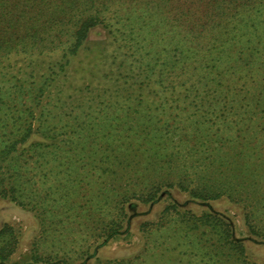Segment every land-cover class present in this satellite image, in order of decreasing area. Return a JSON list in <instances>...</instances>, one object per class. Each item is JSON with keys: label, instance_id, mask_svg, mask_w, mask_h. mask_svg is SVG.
Returning a JSON list of instances; mask_svg holds the SVG:
<instances>
[{"label": "trees", "instance_id": "16d2710c", "mask_svg": "<svg viewBox=\"0 0 264 264\" xmlns=\"http://www.w3.org/2000/svg\"><path fill=\"white\" fill-rule=\"evenodd\" d=\"M14 1L0 2L2 6L9 2L13 5ZM116 1L122 7L130 0L113 3ZM151 1H141L142 11H137L138 22L134 25L140 27V33L146 32L145 43L147 34L152 35L148 43L151 46H156L165 32L172 31L169 49L163 48L168 54L138 59L142 71L128 81H140L142 92L148 88L157 94L153 103L159 119L154 121L155 115L146 118L143 114L134 127V123L113 125L109 113L102 112L98 116L89 114L84 122H79L81 116L76 112L68 120L70 126L67 122L63 126H74L72 133H77L66 138L69 151L79 149L78 144L82 143L81 151L69 161L88 160L91 172L86 177L97 176L96 181L102 178L104 182L110 179L109 187L100 186L94 196H83L85 214L90 206L93 217L95 212L91 210H101V203L106 204L104 211L109 219L102 228L103 234L116 237L122 231L130 232L126 205L132 199L155 202L168 190H180L189 193L190 199L202 202L221 198L231 201L243 210L250 235L264 236V0H157L148 13ZM130 3L132 6L135 1ZM97 4L95 13L88 15L87 20L80 18L82 23L74 32L75 41L69 52H76L89 29L103 22L102 13L107 5L103 3V9H99ZM152 22L155 25L149 26ZM16 39H24V31H16L5 41L11 46ZM38 90L39 87L9 91L3 102L5 107H0V196L31 208L39 206L40 200L34 189L36 180L21 173L24 161L37 169L44 165L41 171L48 169L51 175L58 173L55 168L59 164L65 163L57 156L63 142L57 138L61 129L48 130L40 120L36 125L30 118L37 114L40 119L45 112V108L34 105ZM116 90L115 95H104L106 98L100 101L103 109L115 103L122 93L120 87ZM27 96L34 102L32 106L16 109L18 101ZM181 107L189 110L187 119H207L200 113L207 107L221 119L219 124L235 122L241 128L235 137L199 135L193 132L200 133L198 127L190 132L187 125L180 126L181 120L176 121L180 117L177 109ZM213 112L207 115L214 116ZM169 119L174 127L169 128ZM251 121L254 122L250 124ZM40 133L53 140L30 144V137ZM92 143L94 148L85 156L82 150ZM143 145L145 149H141ZM27 149L32 150L31 154H25ZM99 149L107 152L98 156ZM98 167L103 172H98ZM72 207L70 204L69 209ZM161 214L160 221L170 214L177 220L181 218L185 232L177 236L174 247L187 243L189 250L183 253L198 258L195 263L189 260V264H250L242 240L232 237L233 227L222 214L205 211L197 215L191 209L181 211L175 203L167 205ZM144 226L143 231L150 228V224ZM18 243V233L11 225H3L0 264H6ZM38 252L34 247L32 261L42 259Z\"/></svg>", "mask_w": 264, "mask_h": 264}, {"label": "rangeland", "instance_id": "374dc122", "mask_svg": "<svg viewBox=\"0 0 264 264\" xmlns=\"http://www.w3.org/2000/svg\"><path fill=\"white\" fill-rule=\"evenodd\" d=\"M67 1L15 0L13 5L9 2L2 6L0 2V107H5L3 102L7 100L9 91L39 87V97L35 99L34 105L45 108V112L40 119L37 114L30 118L36 125L40 120L48 130L61 129L57 138L63 142L57 156H60L62 162L65 161L55 168L58 173L53 175L48 169L41 171L44 165L37 169L24 161L21 173L26 172V176H32L36 180L34 189L39 194V206H23L8 197L0 196V228L5 224L11 225L19 239L16 250L6 264H189V260H194L195 263L198 261L196 256L190 257L183 253L185 249L189 250L187 243L174 247L177 236L185 232L181 218L177 220L175 215L170 214L160 221L164 208L171 203L177 204L181 211L191 209L197 215L205 211L222 214L233 227L232 237L242 240L248 262L263 263L264 236L250 235L244 222L243 210L225 198L202 202L190 199L187 192L168 190L155 202L132 199L126 205L130 217L127 223L130 232L122 231L116 237L103 234L102 228L109 219L106 210L104 211L106 204L101 203V210H91L95 212L93 217L89 211L90 206L85 214L83 196H94L100 186L109 187L110 179L107 178L108 182H104L101 178L100 182L96 181L97 176L86 177L91 172L88 160L76 163L69 161L74 159L77 151H81L82 143L78 144L79 149H67L66 138L77 135L75 131L72 133V128L75 127H69L71 122L68 120L76 112L81 116L79 122H84L89 114L98 116L102 112L104 115L109 113L110 123L113 125L118 122L125 126L134 123L135 127L139 117H144L143 114L146 118L155 115L152 120L157 121L158 110L154 109L153 103L157 94L151 93L148 88L146 92H142L139 89L140 81L131 83L128 80H132L133 74L142 71V64L138 59L150 60L168 54L163 48L169 49L173 32H165L156 46L148 44L152 39L150 34H147V44L144 42L146 32L140 33V27L134 25L138 22L135 21L138 20L137 11H142V0H134L132 6L130 1L133 0L126 1L122 7H118V1L113 3L115 0ZM156 2L157 0L151 1L148 13L155 8ZM103 3L105 7L107 5L102 13L103 22L89 29L76 52H69V46L75 41L74 32L82 23L80 18L87 20L88 15L95 13L94 4L103 9ZM157 14L158 12L154 19ZM151 25L155 24L152 22L149 26ZM18 30L24 31V43L16 39L14 45L12 42L8 46L5 40L11 39ZM119 87L122 93L115 103L106 105L108 111L107 107L103 109L100 101L106 98L104 95H115ZM49 97L51 98L48 99ZM146 100L151 104L147 105ZM33 103L30 96H27L18 101L16 109L30 107ZM177 111L180 117L176 121L183 122L180 126L187 125L190 132L193 127H198L200 133L197 130L193 132L199 135L214 133L217 136L221 134L235 137L241 128L235 122H229L227 126L219 124L221 119L207 107L200 110L207 119L203 118L198 122L197 119H187V108L181 107ZM5 112L9 114V111ZM11 112H15V109ZM212 112L214 116L207 115ZM8 122L11 124V118ZM66 122L69 126L63 127ZM167 124L169 128L175 126L171 119ZM211 125L212 128H209ZM46 136L41 133L32 136L29 143L34 145L38 141L53 140V137ZM174 138L177 140L176 136ZM93 146V143L86 144V148L82 150L85 156ZM145 148V145L141 147ZM31 152L32 150L27 149L25 154L29 155ZM105 152L107 151L99 149L98 156ZM97 170L103 172L102 167ZM70 204L73 205L71 209ZM145 224H150V228L143 231ZM168 234L170 237L166 238ZM34 247L42 259L31 260ZM166 248L169 250L166 251ZM57 251L59 253L55 254Z\"/></svg>", "mask_w": 264, "mask_h": 264}]
</instances>
